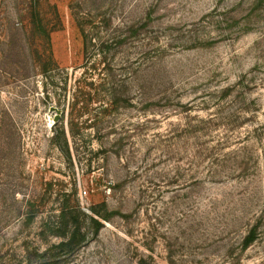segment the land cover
I'll return each instance as SVG.
<instances>
[{
    "label": "rangeland",
    "instance_id": "obj_1",
    "mask_svg": "<svg viewBox=\"0 0 264 264\" xmlns=\"http://www.w3.org/2000/svg\"><path fill=\"white\" fill-rule=\"evenodd\" d=\"M62 200L69 264H264V0H0V264Z\"/></svg>",
    "mask_w": 264,
    "mask_h": 264
},
{
    "label": "trees",
    "instance_id": "obj_2",
    "mask_svg": "<svg viewBox=\"0 0 264 264\" xmlns=\"http://www.w3.org/2000/svg\"><path fill=\"white\" fill-rule=\"evenodd\" d=\"M67 203V200H62L56 222L47 228L50 237L57 239V243L37 255L35 264H69L73 253L86 244L88 233L96 236L102 228L100 221H108L111 216L104 211V207L103 213L95 206L89 207L88 213H85L79 210L76 203L74 209ZM84 222L89 228H85Z\"/></svg>",
    "mask_w": 264,
    "mask_h": 264
},
{
    "label": "water",
    "instance_id": "obj_3",
    "mask_svg": "<svg viewBox=\"0 0 264 264\" xmlns=\"http://www.w3.org/2000/svg\"><path fill=\"white\" fill-rule=\"evenodd\" d=\"M49 112H55V116H54V122H56L59 119V112L54 109L53 107L49 108Z\"/></svg>",
    "mask_w": 264,
    "mask_h": 264
}]
</instances>
